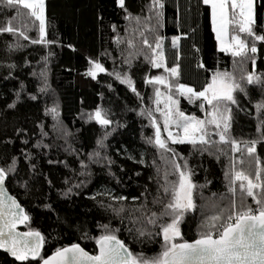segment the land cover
Segmentation results:
<instances>
[{"label":"trees","instance_id":"obj_1","mask_svg":"<svg viewBox=\"0 0 264 264\" xmlns=\"http://www.w3.org/2000/svg\"><path fill=\"white\" fill-rule=\"evenodd\" d=\"M160 2L157 19L152 0H122L123 6L116 0H47V43L32 42L40 40L39 25L27 9L0 4V27L10 20L21 30L27 25L28 36L24 39L19 31L15 36L0 32V168L7 169L15 157V169L6 176V189L29 217L22 231L41 233L43 257L73 243L94 255V238L109 231L133 254L153 257L161 249L160 225L171 217L160 215L168 202L161 187L165 181L160 177L166 171L169 182L178 177L168 160L173 153L158 152L147 142L154 135L148 112L151 110L157 120L159 113L152 103L157 86L146 84L145 77L162 75L163 69L152 68L143 54H134L142 51L150 55L141 42L143 35L152 42L155 35L164 38L166 66L178 65L177 82L194 91L202 90L217 71L230 72L240 80L245 90L236 91L237 102L229 105V135L238 141H257L254 155L246 158L254 173L257 160L264 172V138L257 131L264 110L258 112L255 107L264 102V86L249 85L242 79L245 73L254 72L264 80V41L256 42L255 53H246L247 60L234 58L218 51L210 9L202 0ZM14 16L19 19L13 20ZM145 24L154 31L144 28L137 35ZM253 28L257 34L264 32V0H254ZM173 37H177L175 47ZM129 40L133 48L128 47ZM88 59L105 69L96 79L86 75ZM125 72L135 91L115 78L116 73ZM158 87L178 99L180 111L201 116V100L189 104L175 88ZM13 101L14 106L8 108ZM97 106L105 110L110 125L102 127L87 119ZM52 108L55 115L45 111ZM167 145L177 154L176 162L181 167L186 164L190 173L194 207L184 212L178 226L183 240L191 241L203 231L201 226L210 212L216 214L232 202L230 175L225 176L232 170L230 148L219 145L217 151L211 145L205 150L200 145ZM118 196L125 199L110 198ZM240 199L237 182V207ZM245 202L256 207L250 197H245ZM109 204L123 210L117 215ZM151 213L156 214L153 224L148 223ZM0 264L15 263L0 254Z\"/></svg>","mask_w":264,"mask_h":264},{"label":"snow or ice","instance_id":"obj_2","mask_svg":"<svg viewBox=\"0 0 264 264\" xmlns=\"http://www.w3.org/2000/svg\"><path fill=\"white\" fill-rule=\"evenodd\" d=\"M152 2L158 19L162 4L160 0H152ZM202 2L209 5L211 9L212 31L215 33L217 48L220 51L228 52L234 58L240 57L244 60L248 59L246 53L257 51L256 42L264 41V32L257 34L253 28V0H202ZM0 4L7 8L19 5L23 9H27L28 16L39 21L40 40L32 42L47 43L44 41V0H0ZM116 4L123 6L122 0H116ZM16 11L19 13V8ZM12 19L17 20L19 17L14 16ZM125 19H129V16L126 15ZM229 25H232L231 34ZM144 28L149 29L150 32L154 31L145 24L138 30L137 35H140ZM18 31L24 39H28L25 34L27 25H24L21 30L19 27H14L10 20L7 26L0 27V32L11 33L14 36ZM163 40L162 36L155 35L154 42H152L147 35H143L141 42L150 50V55L142 51L134 53L135 55L143 54L152 68L163 69L162 75L145 77L146 84L151 83L157 86L155 87V100L152 103L156 106L155 111L159 113V120H157L153 118L151 110L148 112L154 135L149 137L147 142L153 144L158 152L168 153L171 151L173 153L168 160L174 174L178 177L176 181L169 182L167 176L170 173L167 171L160 177L165 181L161 187L168 199V202L163 205L160 215L171 217L169 222L160 225L158 234L163 241L160 251L153 257H142L139 253L133 254L112 231H109L94 238L96 245L94 255L73 243L63 248H57L47 258H41L39 264H264V198H262L264 197V172L261 170L259 160H257L254 176L236 168V165L242 162L244 153H247L249 157L254 155L257 141L255 139L238 141L230 138L229 135L231 119L229 105L237 102L234 93L236 91L243 92L245 89L240 80L227 71L214 73L200 91H194L193 88L178 83V65L166 66ZM248 41L251 43L249 44ZM176 42L177 37H173V47L176 46ZM9 47L12 46L9 45ZM128 47H134L131 40L128 42ZM125 62L127 63V57ZM88 64L90 67L87 69L86 75L93 79H96L98 72L105 71L98 61L88 59ZM115 78L121 83L127 84L130 90L135 91L127 72L122 75L116 73ZM242 79L249 85L259 83L264 86V80L254 72L245 73ZM159 85H163L169 90L175 88L176 93L184 96L189 103L194 99L206 102L208 106L206 109L204 103H201L206 118L198 119L180 111L176 107L177 100L170 94V91L169 94L163 93L158 87ZM32 99H36V97L33 96ZM14 104L15 101L9 103L7 107L12 108ZM255 107L258 112H262L264 102H258ZM45 111L55 115L54 108ZM140 114L142 113H138V115ZM87 119L94 120L102 127L111 124L105 110L99 106L88 115ZM161 123L163 124V133L167 136V140L173 144L185 142L194 146L198 144L201 150H205V146L211 145L216 147L217 151L221 150L219 145L224 147L230 145L232 153H241V158L233 157L231 173L225 172L226 178L230 175L228 191L233 194L231 204L226 208H220L215 215L206 217L201 226L203 231H199L197 238L191 241L183 240L178 226L184 212L191 211L194 207L190 173L186 164L181 167L176 162L177 154L168 147L167 141L162 139L159 127ZM257 131L264 138V121H260L257 125ZM107 134L108 132L105 131L104 136ZM213 135L217 139L213 140ZM102 139V137L97 139L98 145L102 144ZM92 155V153L89 154V159L92 158ZM225 156H227L226 152ZM81 166H84L83 162H81ZM14 169L15 157L12 158V163L7 169L0 168V249L6 251L16 261H35L40 257L43 237L36 230L30 229L23 233L16 231L17 225L24 224L29 217L13 197L6 195L4 189L7 173ZM157 171L159 173V169ZM237 182L241 190L239 207L235 200ZM21 187L24 185L21 184ZM65 194H67V190ZM245 197L251 198L256 205L254 209L245 202ZM110 198L115 201L125 199L122 196ZM107 207L117 215L123 210L122 206L113 209L109 204ZM150 216L148 223H155L156 214L151 213ZM104 228H107V225ZM138 231L141 236L144 235L142 230Z\"/></svg>","mask_w":264,"mask_h":264},{"label":"rangeland","instance_id":"obj_3","mask_svg":"<svg viewBox=\"0 0 264 264\" xmlns=\"http://www.w3.org/2000/svg\"><path fill=\"white\" fill-rule=\"evenodd\" d=\"M47 0H44V21H45V2H46ZM205 4V3H204ZM207 5V4H206ZM208 7H209V5H207ZM209 9H210V7H209ZM253 19H254V0H253ZM210 20H211V9H210ZM38 25H39V21H38ZM211 28H212V22H211ZM231 29H232V25H229V33L231 34ZM213 32V31H212ZM213 34H214V38H215V33L213 32ZM241 35H243V34H241ZM44 36H45V33H44ZM229 39H230V35H229ZM215 41H216V38H215ZM216 45H217V42H216ZM218 49V48H217ZM218 51H220L219 49H218ZM220 52H222V53H224V54H228V55H231L230 53H228V52H225V51H220ZM251 51H249L248 53H250ZM232 56V55H231ZM163 93H165V94H169V91H164V90H161ZM170 94H171V92H170ZM175 98V97H174ZM176 100H177V105H176V107L178 108V99L177 98H175ZM187 100V99H186ZM196 100H199V99H194L191 103H189V104H194L195 103V101ZM188 101V100H187ZM201 103H203L202 101H200ZM205 104V103H204ZM208 107V106H207ZM206 107V108H207ZM198 108L202 111L201 112V116L200 117H197L198 119H205L206 118V114H205V111L204 110H202V108H201V106L199 105L198 106ZM205 108V109H206ZM179 109V108H178ZM189 116H194V115H189ZM174 135H175V132L173 133ZM161 135H162V139H164L165 141H167V143H171V141H168L167 140V136L163 133V124H162V128H161ZM212 138H215V136L213 135L212 136ZM171 144H173V143H171ZM177 144H189V143H177ZM198 145V144H197ZM229 148H230V145H229ZM230 154H231V165H233V157L235 156V154L234 153H232L231 152V150H230ZM239 154H241V153H239ZM239 156H241V155H239ZM243 156H245V157H242V162L241 163H238L237 165H236V168H237V170H241V171H244V172H246V173H250L251 175H255V173H254V169H253V167H252V163H251V160L250 159H248V158H246L247 157V153H244V155ZM236 157V156H235ZM239 158H241V157H239ZM249 174V175H250ZM210 207V209H212V208H214L213 206H209ZM213 212H210L209 214H208V217L209 216H212V215H215L214 213L212 214ZM207 217V216H206ZM204 220H205V218H204Z\"/></svg>","mask_w":264,"mask_h":264},{"label":"water","instance_id":"obj_4","mask_svg":"<svg viewBox=\"0 0 264 264\" xmlns=\"http://www.w3.org/2000/svg\"><path fill=\"white\" fill-rule=\"evenodd\" d=\"M6 181H7V177H6V179H5V184H4V189H5V193H6V195H9V196H11V197H13L8 191H7V189H6ZM14 198V197H13ZM15 199V198H14ZM16 200V199H15ZM17 201V200H16ZM17 203H18V201H17ZM19 204V203H18ZM20 205V204H19ZM21 207V206H20ZM23 210H24V208L23 207H21ZM24 213H25V210H24ZM26 214V213H25ZM28 222V220L24 223V224H18L17 225V227H16V231L17 232H20V233H23V232H26V231H22V229L24 228V226H25V224ZM42 246H43V243H42V245H41V249H40V252H41V250H42ZM81 247V246H80ZM82 248V247H81ZM83 249V248H82ZM86 251V250H85ZM87 252V251H86ZM0 253H3V254H6V255H8V253L6 252V251H4L3 249H0ZM89 253V252H88ZM90 254V253H89ZM92 255V254H91ZM9 256V255H8ZM12 260H14V261H16L13 257H11V256H9ZM16 262H18V263H21L20 261H16Z\"/></svg>","mask_w":264,"mask_h":264},{"label":"flooded vegetation","instance_id":"obj_5","mask_svg":"<svg viewBox=\"0 0 264 264\" xmlns=\"http://www.w3.org/2000/svg\"><path fill=\"white\" fill-rule=\"evenodd\" d=\"M0 254H3V253H0ZM41 254H42V250H41V252H40V257H38L37 260H35V261H31V260H29V261H25V262H21V263H18V262H16V261L12 260V259H11L8 255H6V254H3V255H5L10 261L14 262L15 264H28V263H31V264H39L41 258H47V257H48L49 255H51L52 253H50V254H49L48 256H46V257H43Z\"/></svg>","mask_w":264,"mask_h":264}]
</instances>
